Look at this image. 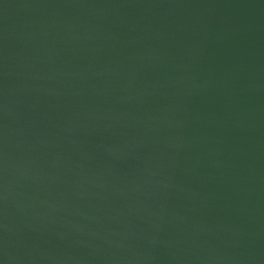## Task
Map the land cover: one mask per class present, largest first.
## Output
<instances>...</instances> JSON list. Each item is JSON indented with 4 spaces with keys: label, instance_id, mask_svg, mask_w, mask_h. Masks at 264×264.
I'll return each instance as SVG.
<instances>
[{
    "label": "water",
    "instance_id": "water-1",
    "mask_svg": "<svg viewBox=\"0 0 264 264\" xmlns=\"http://www.w3.org/2000/svg\"><path fill=\"white\" fill-rule=\"evenodd\" d=\"M0 264H264V0H0Z\"/></svg>",
    "mask_w": 264,
    "mask_h": 264
}]
</instances>
